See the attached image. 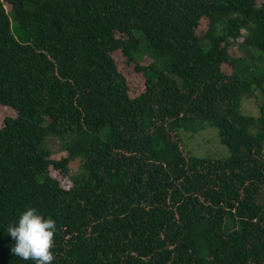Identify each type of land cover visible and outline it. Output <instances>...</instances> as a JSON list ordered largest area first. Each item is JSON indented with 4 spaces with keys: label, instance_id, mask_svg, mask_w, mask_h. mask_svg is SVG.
I'll list each match as a JSON object with an SVG mask.
<instances>
[{
    "label": "trees",
    "instance_id": "1",
    "mask_svg": "<svg viewBox=\"0 0 264 264\" xmlns=\"http://www.w3.org/2000/svg\"><path fill=\"white\" fill-rule=\"evenodd\" d=\"M236 40L264 54V0H0V264H34L6 232L29 207L56 220L53 264H264V103L240 110L264 68L239 77ZM196 122L227 158L184 152Z\"/></svg>",
    "mask_w": 264,
    "mask_h": 264
},
{
    "label": "rangeland",
    "instance_id": "2",
    "mask_svg": "<svg viewBox=\"0 0 264 264\" xmlns=\"http://www.w3.org/2000/svg\"><path fill=\"white\" fill-rule=\"evenodd\" d=\"M200 29L205 30L204 24ZM242 35L247 34L245 30L241 31ZM229 53L239 60L238 62V74L239 77H247L262 68H264V54L256 49L246 47L241 44V41H233L229 46ZM117 64L119 69L123 71L127 76L131 78V83L134 80L136 74L134 73L132 64L126 62V60L120 55L116 54ZM139 64L145 66L149 63H153L158 69H165L163 62L156 57H152L148 52L143 51L136 58ZM135 83L132 84V92L137 93L135 89ZM264 103V86L262 89L254 88L252 96H242L240 103V110L242 114L257 118L259 116V106ZM2 106V105H1ZM15 112L9 108L0 107V126H2L3 119L6 117H14ZM176 134L182 143V147L185 151L191 155L199 158L209 159H223L229 156L227 147L220 143L217 129L208 123L196 122L188 124L185 127L180 128ZM43 147L50 152L52 158H59L65 155V145L62 140L54 136H46L43 141ZM83 159L81 156H76L68 166V173L66 175L58 176L61 181V185L64 188L71 187L76 181L81 180L84 176L82 169ZM53 176L57 177L54 171H51ZM257 200L259 203L264 204V188H262L258 194Z\"/></svg>",
    "mask_w": 264,
    "mask_h": 264
},
{
    "label": "clouds",
    "instance_id": "3",
    "mask_svg": "<svg viewBox=\"0 0 264 264\" xmlns=\"http://www.w3.org/2000/svg\"><path fill=\"white\" fill-rule=\"evenodd\" d=\"M6 232L15 241L11 248L14 256L34 264H53L57 232L55 219L45 218L35 207H29L22 212L18 222L7 225Z\"/></svg>",
    "mask_w": 264,
    "mask_h": 264
}]
</instances>
